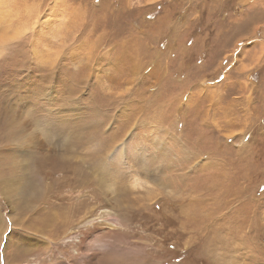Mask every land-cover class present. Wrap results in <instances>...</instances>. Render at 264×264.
Masks as SVG:
<instances>
[{"label":"rangeland","instance_id":"rangeland-1","mask_svg":"<svg viewBox=\"0 0 264 264\" xmlns=\"http://www.w3.org/2000/svg\"><path fill=\"white\" fill-rule=\"evenodd\" d=\"M3 7L0 264H264V0Z\"/></svg>","mask_w":264,"mask_h":264},{"label":"bare ground","instance_id":"bare-ground-1","mask_svg":"<svg viewBox=\"0 0 264 264\" xmlns=\"http://www.w3.org/2000/svg\"><path fill=\"white\" fill-rule=\"evenodd\" d=\"M6 14L9 16L8 11H6L3 7L0 10V44H3V45H4V43L6 44L7 42H9L17 34L16 32H14L15 34L14 33L11 34V30L9 28V26H10L9 20H7V23H5L6 21L4 22V20H6V18H7ZM21 33H23V31H21ZM10 34H11V36H10ZM34 41H35V44H34ZM36 42H37L36 38H33L31 40V45L32 46L36 45ZM0 168L3 169L2 167H0ZM2 175H3V173H2ZM36 183H38V182L36 181ZM1 184H4V183L2 182ZM7 188H5L4 190L2 189L3 193H1V195L4 198L5 197L8 198L12 194V190L7 189ZM0 190H1V188H0ZM81 204H84V202L81 201ZM80 235L78 236V244L75 246L74 245L72 246L73 247L72 249L75 252H77L76 255H78V258L76 261H69L68 264H106V263H110L112 258H114L116 256L115 254L112 253V250L109 251L110 246L103 244L99 239H97L94 242V245H91L90 243H88L87 240L90 238L89 233L84 234L82 236H80ZM50 244L53 246V240L52 239H50ZM54 247H55V245H54ZM150 252L152 254H155V256L157 257V260L156 261L154 260L151 264H164L165 263V261L163 260V259H165L164 257H162V259H161L163 261H158V259L160 258L159 255H161L162 250H151ZM150 252H148V254H150ZM162 255H164V254H162ZM49 259L52 260V257H49ZM40 264H43V261H41ZM51 264H52V261H51Z\"/></svg>","mask_w":264,"mask_h":264},{"label":"snow or ice","instance_id":"snow-or-ice-1","mask_svg":"<svg viewBox=\"0 0 264 264\" xmlns=\"http://www.w3.org/2000/svg\"><path fill=\"white\" fill-rule=\"evenodd\" d=\"M37 37L43 39L42 37H40V33L39 31H37L36 33ZM47 42V41H45ZM34 44H35V41H34ZM69 55V53H65V57ZM63 59V57H62ZM47 81H48V76H44V77H41L40 78V84L37 86L36 90L32 93V96H33V100H32V107L34 109V111L39 114L40 112L43 111V109L41 108V100H40V94L41 93H44L47 91V88L44 87V85L47 84ZM86 95V93H85ZM83 99V97H80V98H74V99H65L63 102L65 104H68V105H73V104H79L81 102V100ZM126 152H127V149H126ZM104 206H107V204H105ZM23 232V229H13L11 232H9V236L13 235L15 232ZM7 248V245L5 246ZM5 260L8 259V257H4Z\"/></svg>","mask_w":264,"mask_h":264}]
</instances>
